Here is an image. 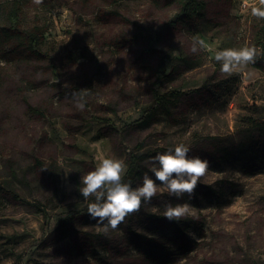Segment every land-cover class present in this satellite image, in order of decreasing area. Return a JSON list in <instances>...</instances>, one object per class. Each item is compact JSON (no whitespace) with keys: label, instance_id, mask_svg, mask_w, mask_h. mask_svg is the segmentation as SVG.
Instances as JSON below:
<instances>
[{"label":"rangeland","instance_id":"obj_1","mask_svg":"<svg viewBox=\"0 0 264 264\" xmlns=\"http://www.w3.org/2000/svg\"><path fill=\"white\" fill-rule=\"evenodd\" d=\"M204 1V19L183 22L173 18L177 0H0V34L16 5L21 32L35 29L40 48L29 54L0 42V264H100L74 246L79 230L101 232L103 225L75 220L79 230L58 234L89 203L80 178L102 158L127 165L131 151L163 154L178 144L190 148L189 157L208 161L199 185L217 195L198 186L191 199L162 191L148 203L158 214L166 204L188 203L195 214L183 220L185 237L195 242L191 250L180 253L169 229L151 233L163 237L148 250L165 254L155 264H264V159L238 146L248 117L264 119V55L231 76L214 60L227 48L264 51V19L252 15L264 5ZM143 29L161 33L152 51L138 36ZM193 38L207 50L193 54ZM160 63L166 75L156 85ZM81 89L87 90L83 111L72 98ZM154 90L183 92L173 117L158 108L147 126L128 127ZM223 145H236L237 154L215 165L211 152ZM151 167L150 160L145 173L155 179ZM115 232L120 227L107 234L120 244L125 236ZM125 252L113 263L149 264L145 253Z\"/></svg>","mask_w":264,"mask_h":264},{"label":"trees","instance_id":"obj_2","mask_svg":"<svg viewBox=\"0 0 264 264\" xmlns=\"http://www.w3.org/2000/svg\"><path fill=\"white\" fill-rule=\"evenodd\" d=\"M177 1L180 6L178 12L173 16L174 19H179L183 22H192L204 19L206 8L204 0ZM17 9H19V7L13 5L6 12V26L0 34V42L7 43L10 48L9 51H13V49L17 48L21 52L40 54L39 39L35 29L22 30L21 32L19 28V10ZM170 21L173 22V19ZM172 24L173 23H171V25ZM138 36L146 44V49L150 51L154 50V46L162 40L161 33H151L145 29L140 30L138 32ZM165 75L164 65L163 63H160L156 70V85L161 84V82L165 79ZM182 94L183 92L181 91H170L166 94L159 93L154 90L152 94V102L139 117L128 123L127 126L134 129L147 126L156 118L158 108H162L169 118L173 117L172 108L176 106V103ZM238 146L242 148L248 147L249 151L254 153L258 159H264L263 118L248 117V124L241 133ZM236 147V145H223L217 147L211 152V158L214 162L213 164H220L230 157L235 156L237 154ZM159 150L163 152L166 151L163 148ZM155 154H159L156 149L131 151L127 161V170L123 177L124 182H131V185L134 188L140 186L143 182V176L147 170V164L151 158L155 156ZM198 191L204 195H217V190L211 186L199 185L197 188V192ZM88 200L89 203L94 202L93 197H90ZM148 203H151V201L142 203L140 211L128 216L126 221L119 226L121 232H115V234H117V236H125V239H123L122 242L120 241V244L115 242L116 238L113 237V235L105 234L102 231L93 232L89 230H79L73 225L75 220L81 221V223H96V221L91 219L87 213V206L78 215L71 217L69 222L61 225V227L58 228V234H60V238L62 239L64 236L67 237L72 233H75V230L78 229L81 234L78 236L79 240L74 247L79 250V253L87 254L93 257L95 256L94 258L97 259L100 264L101 262L105 264H114L113 261L115 260V257L121 258L125 250L128 253L130 249H137L141 252V254L145 253L144 258L149 262V264H155L156 262L164 263L165 254L161 255L155 251H148L152 247L160 246L162 244V235L155 237L151 234L158 230L163 231L169 229L175 233V235L173 237H169V239L175 241L176 245H178L180 253L184 250H191L195 242H190V239L185 237V231L189 224L183 223V220L179 222L169 221L163 217V214L148 211L146 208ZM37 204L31 205L37 207ZM134 219H137V221ZM132 223H137L136 228L132 227ZM124 243L127 246H123L122 244Z\"/></svg>","mask_w":264,"mask_h":264},{"label":"clouds","instance_id":"obj_3","mask_svg":"<svg viewBox=\"0 0 264 264\" xmlns=\"http://www.w3.org/2000/svg\"><path fill=\"white\" fill-rule=\"evenodd\" d=\"M32 2L41 5L43 0H32ZM260 3L264 5V0H260ZM252 15L264 19V7H254ZM203 50H207L205 41L193 38L191 52L196 54ZM261 55H264V51L255 46H245L240 49L227 48L216 51L214 60L221 65L220 71L223 74L231 76L247 65L256 63ZM86 96V89L72 93L73 102L78 110H84ZM189 151V147L178 144L174 150L152 157L150 170L155 179L145 173L142 185L135 188L132 187L131 182L123 180L127 165L122 159L102 158L94 170L80 178L83 187L79 192L84 200L94 198V202L87 205L90 218L97 224L103 225L102 231L107 234L110 230H118L128 216L139 212L142 203L150 202L158 192L167 191L170 196L177 199L184 195L193 198L201 178L208 170L209 163L199 157H189ZM194 216L188 203L176 204V206L166 204L163 212V217L176 222Z\"/></svg>","mask_w":264,"mask_h":264}]
</instances>
